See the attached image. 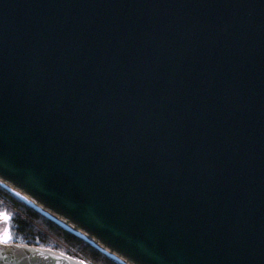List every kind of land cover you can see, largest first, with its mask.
<instances>
[{
    "label": "water",
    "instance_id": "obj_1",
    "mask_svg": "<svg viewBox=\"0 0 264 264\" xmlns=\"http://www.w3.org/2000/svg\"><path fill=\"white\" fill-rule=\"evenodd\" d=\"M0 183L126 264H264V0H0Z\"/></svg>",
    "mask_w": 264,
    "mask_h": 264
},
{
    "label": "trees",
    "instance_id": "obj_2",
    "mask_svg": "<svg viewBox=\"0 0 264 264\" xmlns=\"http://www.w3.org/2000/svg\"><path fill=\"white\" fill-rule=\"evenodd\" d=\"M0 212L8 216L10 241L48 249L87 264H119L0 187Z\"/></svg>",
    "mask_w": 264,
    "mask_h": 264
},
{
    "label": "bare ground",
    "instance_id": "obj_3",
    "mask_svg": "<svg viewBox=\"0 0 264 264\" xmlns=\"http://www.w3.org/2000/svg\"><path fill=\"white\" fill-rule=\"evenodd\" d=\"M0 187H4L3 189H7L6 191H8L10 194H12L13 196H15L16 198H18L20 201L24 202L26 205L36 209L37 211L41 212L42 214L46 215V213L42 212L40 210L39 207H37L36 205H34L31 201L27 200L26 198H24L23 196L19 195L18 193L14 192L13 190H11L10 188L6 187L5 185H3L2 183H0ZM60 225H62L65 229H68L69 231H71L72 233L77 234L75 231L71 230L68 226L63 225L61 222H58ZM83 237V239H85L86 241H88L89 243H91L93 246H95L99 251L102 252V254L107 255L108 257H110L111 259H114L115 261H118L120 264H126L124 261H122L121 259L117 258L116 256L112 255L111 253H109L108 251H106L104 248H102L99 244L93 242L92 240L85 238L84 236H80Z\"/></svg>",
    "mask_w": 264,
    "mask_h": 264
},
{
    "label": "rangeland",
    "instance_id": "obj_4",
    "mask_svg": "<svg viewBox=\"0 0 264 264\" xmlns=\"http://www.w3.org/2000/svg\"><path fill=\"white\" fill-rule=\"evenodd\" d=\"M10 238L8 231V216L5 213L0 212V242L8 243Z\"/></svg>",
    "mask_w": 264,
    "mask_h": 264
}]
</instances>
